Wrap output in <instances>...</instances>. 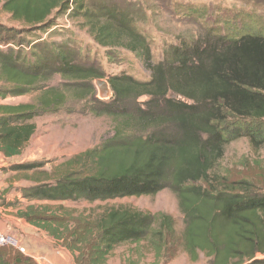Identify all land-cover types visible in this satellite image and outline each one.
Returning a JSON list of instances; mask_svg holds the SVG:
<instances>
[{
	"label": "trees",
	"instance_id": "16d2710c",
	"mask_svg": "<svg viewBox=\"0 0 264 264\" xmlns=\"http://www.w3.org/2000/svg\"><path fill=\"white\" fill-rule=\"evenodd\" d=\"M0 11L20 28L0 24V101L34 96L32 103L0 104L1 157L20 156L36 132L34 120L57 114L68 90L92 103L91 115L116 123L111 137L49 170L43 168L52 162L11 167L33 184L21 190L23 199L95 203L170 189L183 215L178 236L167 214L108 208L68 233L67 248L77 254V264H107L121 246L134 248L129 264H140L146 254L153 256L152 264L166 263L179 249L191 262L203 255L208 264H264L257 259L264 257V193L246 180H222L218 187L209 180L232 140L244 137L264 148L263 37H198L170 46L166 60L154 65L147 40L127 12L105 0H0ZM63 15L78 20L101 48L140 58L150 79L111 76V98L97 99L94 81L104 78L98 65L68 44L28 36L48 32ZM25 39L28 53L20 48ZM55 76L65 90L48 86ZM140 97L146 101L138 103ZM28 210L18 217L34 218V209ZM41 227L52 235L58 231ZM0 264L36 263L0 247Z\"/></svg>",
	"mask_w": 264,
	"mask_h": 264
},
{
	"label": "rangeland",
	"instance_id": "374dc122",
	"mask_svg": "<svg viewBox=\"0 0 264 264\" xmlns=\"http://www.w3.org/2000/svg\"><path fill=\"white\" fill-rule=\"evenodd\" d=\"M110 7L127 12L132 26L147 40L152 63H161L167 58L170 46H183L204 36H259L264 38V0H105ZM100 3V0H93ZM0 24L19 30L7 14L0 11ZM55 26L48 32H31L28 36H38L49 44H68L75 48L79 56L87 62H94L104 73L102 81L111 76L125 74L138 81H148L151 71L135 55L122 49H105L98 46L82 28L78 20H70L66 15L58 16ZM30 39H25L20 48L28 53ZM97 81V80H96ZM94 88L96 98L100 99L98 88ZM64 82L57 76L48 86L60 87ZM61 89L65 90L63 87ZM174 96V97H172ZM111 98V92L107 99ZM176 99L175 95H171ZM33 95L9 98L0 104L16 105L32 103ZM88 100V99H87ZM78 101L72 92H66L63 108L52 115L34 120L36 132L18 157L5 159L0 157V220L11 221V236L19 252L32 258L36 264H77V254L68 251L69 232L78 222L92 223L111 207L127 206L144 213H164L171 216L178 236L183 231V215L179 210L175 193L163 189L155 196L130 197L106 202H40L25 200L21 190L33 186L21 179L22 175L10 168L22 164L52 162L44 170L57 165L78 153L99 145L114 133L116 123L107 116H93L90 113L92 103ZM145 97L137 99L138 103ZM218 187L222 180L253 182L255 190L264 193V148H255L244 137L229 142L218 165L209 179ZM262 189V190H261ZM33 208L34 218H19L20 212L29 214ZM38 224V225H36ZM49 225V234L41 226ZM5 235V234H4ZM69 238V239H68ZM13 248V247H11ZM14 250H17L13 248ZM133 246H121L115 249L107 264H129L128 257ZM18 251V250H17ZM146 253V252H145ZM264 257L258 255L257 259ZM153 256L146 254L140 264H152ZM161 264H208L200 255L197 262H191L179 249L176 257Z\"/></svg>",
	"mask_w": 264,
	"mask_h": 264
},
{
	"label": "built area",
	"instance_id": "2783aa9c",
	"mask_svg": "<svg viewBox=\"0 0 264 264\" xmlns=\"http://www.w3.org/2000/svg\"><path fill=\"white\" fill-rule=\"evenodd\" d=\"M0 247H13L19 252L24 253V250L21 247H18L16 240L8 235L0 234Z\"/></svg>",
	"mask_w": 264,
	"mask_h": 264
},
{
	"label": "water",
	"instance_id": "95a60500",
	"mask_svg": "<svg viewBox=\"0 0 264 264\" xmlns=\"http://www.w3.org/2000/svg\"><path fill=\"white\" fill-rule=\"evenodd\" d=\"M95 86L98 88L100 99H107L110 93V89L107 82L102 80H97Z\"/></svg>",
	"mask_w": 264,
	"mask_h": 264
},
{
	"label": "crops",
	"instance_id": "0c3cea01",
	"mask_svg": "<svg viewBox=\"0 0 264 264\" xmlns=\"http://www.w3.org/2000/svg\"><path fill=\"white\" fill-rule=\"evenodd\" d=\"M1 158H3V157H1ZM8 222L10 224L12 223L11 221H7V220H4V219L3 220H0V234L7 235V234H9V233L12 232L11 225L10 224L9 225H6Z\"/></svg>",
	"mask_w": 264,
	"mask_h": 264
}]
</instances>
